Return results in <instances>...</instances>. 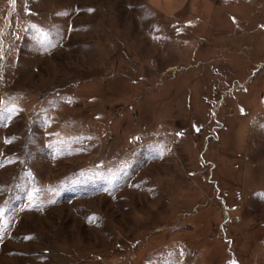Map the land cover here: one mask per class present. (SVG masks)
Wrapping results in <instances>:
<instances>
[{
  "label": "rangeland",
  "instance_id": "rangeland-1",
  "mask_svg": "<svg viewBox=\"0 0 264 264\" xmlns=\"http://www.w3.org/2000/svg\"><path fill=\"white\" fill-rule=\"evenodd\" d=\"M0 264H264V0H0Z\"/></svg>",
  "mask_w": 264,
  "mask_h": 264
}]
</instances>
